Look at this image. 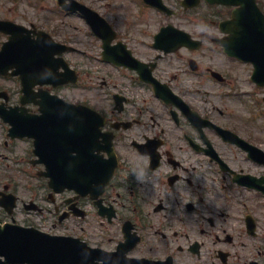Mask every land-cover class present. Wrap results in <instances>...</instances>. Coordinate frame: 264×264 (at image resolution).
I'll return each instance as SVG.
<instances>
[{
	"label": "flooded vegetation",
	"instance_id": "af4514ba",
	"mask_svg": "<svg viewBox=\"0 0 264 264\" xmlns=\"http://www.w3.org/2000/svg\"><path fill=\"white\" fill-rule=\"evenodd\" d=\"M231 11L232 8L227 12H220L218 19H211L208 23H200L195 18L175 20L173 25L188 31L191 37L198 42L199 47L196 48L195 44H193L191 48L182 47L170 53L160 52L154 47L155 33H150L145 28H140L138 23L130 26L132 35L127 37L128 45L132 49L133 54L145 63V66L141 65V69L118 68L121 76H126L133 90H138L139 94H133L132 97L128 98L125 102V107L121 106V110H111L110 113L105 114L110 123L115 122L117 124V129L114 130L113 143H116L120 164L117 170V183H112V187L109 186L103 195V200L108 202L107 198L110 197V190L116 192V186L122 184L129 187V195L125 196V198L131 203L134 217L147 218L153 211H166V215L184 218L196 213V202L191 198L194 192L190 188L198 186L206 190L204 188L207 187L206 192L209 193V184L216 181L218 187H221L223 191H227L230 196L234 192H237L238 196L235 200H228V198L216 191L214 197H223L224 200L222 201L225 204H219L216 209L211 206V209H215L213 214H217L219 217L225 216V224H228L231 219L235 221L236 217L241 222L240 226L233 228L231 226H223L224 223H218L214 218H211V226L207 230L201 229L202 232L207 231L209 236L211 245L210 264H253L254 262L264 264V230H260L262 224V216L260 214H264V205L261 202V199H264V190L250 189L242 183L245 179L247 180L242 175L252 174L253 176L263 177L264 163L251 159L248 151L240 147L237 141L239 145L235 141H231L232 139H224L223 135L214 126L206 122H214L218 126L229 129L253 144L264 145V131L262 128L257 125L251 128L245 119L235 115L234 107L238 101H236L235 98L237 97L233 96L231 90L237 89L238 86L243 84L245 78L241 65L245 63L224 52L220 43V40L226 36L221 31L220 22L224 19L221 17H229ZM183 12L196 14L194 10ZM178 14L176 13L175 15ZM32 16L34 18L22 14L18 9L9 8L0 0V20H13L23 25V28H20L21 41L26 49L32 46V41L39 39L41 30H45L50 34L57 30L55 25H50L51 18L46 16L41 18L40 12H35ZM170 23L172 22L165 21V23H160L157 31ZM9 37L10 33L3 29V25L0 23V152L3 148V143L8 145V140L4 138V135L9 130L7 124L3 121L2 115L8 113V111H16L21 118H24L27 114L41 113L40 104L36 103L41 100L39 98L33 99L32 95L42 90L52 89L51 84L42 85L39 82L50 69L49 64L42 67L39 77L33 75L27 78L31 83L29 84L31 87L28 88L32 90V93L28 94V96L25 92L22 93L24 84L21 75L14 76L10 72L15 69L14 66L30 71L31 63H34L35 60L32 58L10 59L8 52L5 53L3 51V46ZM180 37L181 35L173 30L167 34V38L170 39H178ZM205 42L209 45H205ZM26 57H31V55L28 54ZM206 57L211 60L210 66L204 69L198 65L199 70H191L190 66L196 65V59L203 61ZM10 64L11 68H9ZM210 67L220 73V79L210 77V74L208 75ZM150 70L156 80L165 83L176 94L184 98L185 101L186 97H191L192 93L190 92H193L196 99V112L201 114L200 116L203 117V120H199L196 124L193 123L189 118V114H192L190 109L193 110L195 108L186 107L178 98L170 94L167 95L169 100L167 104L166 101L157 99L152 83L147 82L140 74L149 73ZM207 79L208 81H206ZM103 82L107 84L105 80ZM165 89L167 88L165 87ZM148 90L153 92L157 100V106L153 104L155 100L151 95H147V98H141V91L145 93ZM23 97L25 101L33 100L27 104L30 109V111H27L28 113L12 108L17 106L24 107L25 105H22ZM202 99L206 105L208 104L211 107L210 110L200 104ZM86 103L88 104L89 102ZM100 111L104 113L108 109L104 108ZM148 120L151 123H148ZM165 121L171 123L168 128L162 126ZM4 129L7 130L6 133ZM105 130L111 131V127L107 125ZM147 137H153L156 141L161 137L163 138V143L159 148L160 163L155 169L151 168L152 162L149 154H143L138 148L128 144L129 140L130 143L135 140L143 142ZM232 137V135H229L228 138ZM192 140L196 142V147L192 146ZM101 143L104 144L103 141ZM31 146L34 154L33 141ZM148 149V147L143 148L144 151ZM39 150L48 157L46 150L40 148ZM100 154L107 156L103 149L100 150ZM33 159H26L32 165V168L37 171L46 168L44 161H40V159L46 160L45 157L43 159L38 154ZM32 160L34 161L33 163ZM120 174L127 178L123 179ZM196 175L201 176L200 180H196ZM238 180H241V182ZM152 181L158 185V188H148L149 183ZM261 186L264 185L262 184ZM6 187V191H9L10 185L8 182L0 181V190ZM207 193L199 192V194H196V201H204L202 194ZM249 193L254 196L252 200L258 198L255 205H262V208H258L259 212L255 208L253 209L251 202L248 205L243 202L244 200H249ZM148 194L151 195L146 200L144 196ZM117 195L120 196V192H117ZM0 198H4L2 193H0ZM152 198H155V200L158 198L157 204L152 205ZM139 199L146 203H141ZM31 201L38 204V197L31 198ZM229 204H231V209L228 211ZM39 208H41L40 205ZM249 214H253L256 220L254 230H248L247 227V215ZM18 218V214L9 215L5 210L0 212L1 221H16ZM164 237H166V234ZM179 239L190 240L191 236L189 233H183ZM194 240L196 242V239ZM160 246V248L156 249L153 246L138 249V246H136L132 253L135 256L145 257L139 254L147 255L159 252L161 256L157 258H163L168 254L166 247L164 245ZM177 248L183 259L182 254L186 253L183 246L178 244ZM222 251L227 253L226 256ZM188 254L191 253L187 252ZM222 256H225V263L222 261ZM182 259L179 260L181 264H191L190 262L185 263Z\"/></svg>",
	"mask_w": 264,
	"mask_h": 264
},
{
	"label": "rangeland",
	"instance_id": "374dc122",
	"mask_svg": "<svg viewBox=\"0 0 264 264\" xmlns=\"http://www.w3.org/2000/svg\"><path fill=\"white\" fill-rule=\"evenodd\" d=\"M85 3L88 5L96 8L98 11L102 12L105 14V16L121 28H130L129 21L134 24L139 21H143L144 25L143 27L152 30L153 27L155 28L153 23H159L161 21H164L166 19L165 16L160 15L159 13L145 8V10L141 7L142 5L140 4L139 0H83ZM175 0H169L170 3L174 2ZM259 2L262 3L263 9H264V0H258ZM30 3H32L31 0H23V2L19 3L20 9L28 10L31 13L32 7H30ZM44 7L42 8L45 10ZM222 9V8H220ZM219 8H214L207 6L205 4H202L196 9V18L198 19H203V20H209L210 18H213L214 12H218L220 10ZM144 10V11H142ZM72 23V32L73 35L70 37L72 43L74 46H76L80 51L77 53H72L69 55V60L72 62L74 68H76L80 74L81 81L79 85H74L70 88H65L63 90V93L66 95V97L69 100H75V101H81L83 99L87 98H94L95 94L101 92L104 88L102 85V81L104 79L110 80V77L107 73L110 71H113L112 75H116V73H119L116 69L113 67L105 64L101 60V55H100V42L95 38V36L92 34L91 29L89 26L81 20L78 16H73L70 19ZM122 33V32H121ZM206 62V65L211 62L209 57H206L203 59ZM208 66V65H207ZM241 68L243 69L245 75L248 70V66H243L241 65ZM244 75V77H245ZM90 76L94 77L92 81V85L94 86L93 88H89V90H86V88L83 87L84 82H89L90 81ZM102 77H105L102 79ZM95 82V83H94ZM122 84V83H121ZM123 85V84H122ZM254 86L251 84V82L245 80V82L242 84V89H245L244 92L251 93L253 92ZM108 91L111 90V88H107ZM256 95H245L243 98V103L240 105L237 103L235 105V114L237 116L242 117L245 119L251 128L254 126H261L260 124L264 125V106L263 103L257 106H254L255 101L258 99L262 98V91L256 90ZM250 100V101H247ZM238 101V100H237ZM196 102V100H195ZM239 108V109H238ZM257 108V110H256ZM238 109V110H237ZM256 110L258 112L263 111L262 115H257V116H252L251 115V110ZM257 118L256 120H253L254 118ZM259 122V123H258ZM264 129V128H263ZM14 147L10 148L9 150H6L1 156H0V180L4 179V182H11V189L16 190V185L20 187L19 189V194L23 198L28 199L32 194L33 190H35L36 184H37V175L36 171L33 170L30 166H28L25 163H22L20 160H17L16 162L19 163H14V156L12 153H14V149L18 148V151L23 152L24 149L27 148L28 144L23 141L17 142V145L14 143ZM6 156L7 158H5ZM18 158V156H17ZM199 175H196V180H200ZM41 182L44 183V180H41ZM154 188H157L154 186ZM190 190H193L194 192V200H196V194L197 192H203L205 193L202 188L198 186H194L190 188ZM44 191L36 194L39 197V202L42 204H45L47 206H50V203L47 202L43 197ZM237 192H234L232 196L229 195L230 199H236L237 198ZM212 197V196H211ZM254 196L249 193V199L246 201V204L248 205L250 202L252 203L251 205L253 206V209L255 208L256 211L259 212L258 208H262V205H255L257 203V200L254 199L252 200ZM219 199H214L213 203H211V206L213 208H217L219 204L223 205L225 202H223L222 197H218ZM221 199V200H220ZM238 201V200H237ZM87 207L90 208V203L87 201H82ZM197 205L200 204V202H196ZM52 206V205H51ZM239 207V205H238ZM200 210L202 211L203 214H207V216L210 218V216H213L216 222L218 223H224L223 226H231L233 228H236L240 226L241 220L236 217V220H229L228 224L226 223V217H219L217 214H213V212H208V210L205 209V205L202 207L199 205ZM210 209V208H209ZM231 209V204L228 205V211ZM91 213L88 217L86 218H81L74 216L67 220L63 225L60 224H54L56 218L52 216V213L46 212L45 214H38V218L35 220L37 222V225H39L41 228L50 231L51 233H66V232H72L71 234L81 236L86 239V237L93 242L92 244L97 245L99 242H104L106 245L110 246L112 241L109 238L115 239V236L113 234L116 233V230H121L120 224L113 223H102L100 221V218L97 216L93 206L90 208ZM212 210V209H211ZM205 211V212H204ZM215 211V210H213ZM236 212V211H235ZM262 216L261 221V228L260 230H264V214H260ZM149 218V219H148ZM146 223L148 225L147 230H144V237H145V244H150L151 242L154 243V245H158V242H156V239H162L160 236V233L162 231H171L166 232L169 234L171 238L174 240L178 237H180V233H177L173 235V230H169L167 225V219L162 218V217H148ZM200 216H196V226L197 223L203 219H199ZM119 222V220H118ZM189 223V221H188ZM193 228L195 227L194 224L189 223ZM202 224L203 226H200V228H209L211 224L208 222L207 218L203 219ZM118 225V227H117ZM179 225V223H178ZM220 225V224H219ZM111 230V231H110ZM158 231V234H155V231ZM108 231V232H107ZM110 231V232H109ZM179 231V230H178ZM199 230L196 227V235H199L198 233ZM104 233L106 236L104 238L99 237V234ZM205 237V236H203ZM180 242L183 244H188L185 240L179 239ZM209 238H206V244L208 248L210 249L211 246L209 244ZM147 248V245L144 246ZM189 258L186 260V263H188L191 258L190 256H187ZM208 254H204L200 259L204 262L209 259Z\"/></svg>",
	"mask_w": 264,
	"mask_h": 264
},
{
	"label": "water",
	"instance_id": "95a60500",
	"mask_svg": "<svg viewBox=\"0 0 264 264\" xmlns=\"http://www.w3.org/2000/svg\"><path fill=\"white\" fill-rule=\"evenodd\" d=\"M217 1L245 3L244 19L247 20L248 27L244 51L249 59L259 63L261 57H264V18L257 9L255 0ZM239 17L242 19L241 15ZM62 106L66 107L67 111L62 116L54 113L53 119L56 122L67 121L70 118L71 106L65 103H62ZM54 175L66 180L68 186L82 191V182L75 171L68 177L67 172L62 170L52 174ZM87 248L84 242L71 237L52 236L20 227H0V253L6 254L8 258L14 259L13 261H28L35 264H90L92 256Z\"/></svg>",
	"mask_w": 264,
	"mask_h": 264
}]
</instances>
